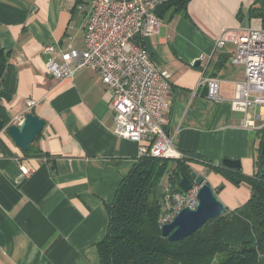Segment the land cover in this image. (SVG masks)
<instances>
[{
	"label": "crops",
	"instance_id": "obj_1",
	"mask_svg": "<svg viewBox=\"0 0 264 264\" xmlns=\"http://www.w3.org/2000/svg\"><path fill=\"white\" fill-rule=\"evenodd\" d=\"M180 5L161 6L158 33L144 38L158 68L171 73L165 129L176 148L201 157L192 168L234 209L251 188L214 168L225 158L239 159L245 175L255 173L264 108H233L245 69L231 60L232 41L216 43L225 28H264V0ZM92 8L93 0H0V43L9 52L0 76V118L18 124L17 116L31 112L46 121L33 142L41 156H26L7 130L0 132V264H100L106 206L140 156V142L116 133L111 93L95 70L83 67L58 80L46 67L45 45L84 46ZM204 77L219 79L220 101L208 98ZM28 99L36 102L30 109Z\"/></svg>",
	"mask_w": 264,
	"mask_h": 264
},
{
	"label": "built area",
	"instance_id": "obj_2",
	"mask_svg": "<svg viewBox=\"0 0 264 264\" xmlns=\"http://www.w3.org/2000/svg\"><path fill=\"white\" fill-rule=\"evenodd\" d=\"M171 0H93L85 28L82 48H43L47 70L58 80L72 79L83 67L95 70L110 90V103L118 136L140 142V156L184 159L186 153L176 148L165 126L169 122L171 73L158 68L144 38L158 33L162 18L158 9ZM228 40L235 45L232 62L243 66L245 77L235 83L232 106L247 111L251 106L264 108V28H246L232 32L225 28L216 45ZM207 96L220 101L219 79L202 78ZM35 100L28 99L32 108ZM25 114L16 117L19 123ZM26 171V170H24ZM27 172V171H26ZM168 184L161 192L160 227L170 223L185 207L196 208L200 185L188 191L176 189L167 171Z\"/></svg>",
	"mask_w": 264,
	"mask_h": 264
},
{
	"label": "trees",
	"instance_id": "obj_3",
	"mask_svg": "<svg viewBox=\"0 0 264 264\" xmlns=\"http://www.w3.org/2000/svg\"><path fill=\"white\" fill-rule=\"evenodd\" d=\"M187 1L179 0L180 6L184 7ZM253 11L259 13L257 8ZM8 55L0 43V76ZM259 140L253 175L221 165L214 168L229 180L238 177L247 182L251 186L250 197L178 241H170L161 232L160 181L172 169L171 183L181 190L176 172L189 175L191 162L201 157L193 153H186L184 159L139 156L106 206L108 225L97 243L100 264H264V127ZM34 143L24 152L26 156L42 155Z\"/></svg>",
	"mask_w": 264,
	"mask_h": 264
},
{
	"label": "water",
	"instance_id": "obj_4",
	"mask_svg": "<svg viewBox=\"0 0 264 264\" xmlns=\"http://www.w3.org/2000/svg\"><path fill=\"white\" fill-rule=\"evenodd\" d=\"M195 63L198 65L200 61L197 60ZM45 125L44 119L31 112L27 113L18 124L6 125V122L0 118V132L7 130L15 144L24 152L29 151L30 145L42 132ZM221 165L229 169H242L239 159L225 158ZM176 175L179 178L180 188L185 192L191 189L194 183L200 185L199 203L194 209L183 208L172 222L161 227L162 234L168 237L170 241L182 240L194 234L208 220L216 218L228 210V207L218 198L216 190L206 181L203 174L191 168L189 175L180 170L176 172ZM235 181L240 182L239 179ZM223 186L221 185L219 189H222Z\"/></svg>",
	"mask_w": 264,
	"mask_h": 264
},
{
	"label": "rangeland",
	"instance_id": "obj_5",
	"mask_svg": "<svg viewBox=\"0 0 264 264\" xmlns=\"http://www.w3.org/2000/svg\"><path fill=\"white\" fill-rule=\"evenodd\" d=\"M237 179H239L238 177H233V179L231 180L232 182H237V181H235V180H237ZM240 180V179H239ZM168 182H169V176H168V174L167 173H165L163 176H162V178H161V181H160V184L161 185H166V184H168ZM240 183V182H239ZM246 183L247 182H245V181H242L241 182V186L242 187H246ZM248 184V183H247ZM221 185H223V184H221ZM220 185V186H221ZM249 185V184H248ZM250 186V185H249ZM250 188H251V186H250Z\"/></svg>",
	"mask_w": 264,
	"mask_h": 264
}]
</instances>
